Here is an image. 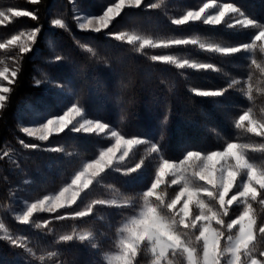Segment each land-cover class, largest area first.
Returning a JSON list of instances; mask_svg holds the SVG:
<instances>
[{"label":"trees","instance_id":"16d2710c","mask_svg":"<svg viewBox=\"0 0 264 264\" xmlns=\"http://www.w3.org/2000/svg\"><path fill=\"white\" fill-rule=\"evenodd\" d=\"M113 2L40 0L33 5L29 0H0V10L8 7L34 10L38 16L37 21L13 17L11 22L0 25V43L19 31L41 27L33 51L21 58L16 82L11 85L5 107L0 109V223L14 238L26 237L32 252L0 240V264H105L106 254L115 249L120 224L140 207L142 192L150 186L161 159L178 162L187 151H219L229 142L264 145V137L235 127L239 115L249 108L257 119H264V84L261 83L264 72L252 63L255 60L264 68V52H260L259 47L232 56L209 53L193 45L146 48L141 53L105 32L77 29V11L86 15L102 14ZM206 2L144 0L139 9L126 8L105 31L135 32L157 40L199 38L204 43L223 47L251 42L258 29H228L223 24L213 27L201 22L172 24L173 19ZM217 2L234 3L249 18L264 24V0ZM151 4L158 7H148ZM57 18L65 20L66 29L52 26L51 21ZM81 45L93 48L96 55L86 52ZM15 54V50H0V60L16 68L11 59ZM152 55H176L197 63H211L218 70L176 69L152 61ZM56 56H61L62 60L57 61ZM249 77L253 83L252 100L245 91ZM233 80L239 83L229 87ZM193 88H227L228 91L222 97L204 98L194 95ZM72 103L84 107L89 118L108 122L126 137L139 136L148 140V144L134 149L121 167H133L141 159L145 165L131 175L109 170L100 183H94L83 202L78 201L77 205L54 213H38L32 223L22 225L15 219L22 202L56 192L82 163L94 159L103 147L111 144L110 137L104 135L66 131L51 136L48 141H39L21 131L25 124L34 120L60 115ZM20 140L39 144L41 149L60 147L63 151L25 149ZM152 143L160 146L159 153L150 152ZM4 151L9 153L8 157L3 156ZM247 157L258 166H264V152L249 150ZM177 189L176 185L167 186V196L174 195ZM125 197L130 198V203L123 207L98 205L89 217L55 219L84 207L93 199L122 201ZM253 206L258 222L264 220V209L257 204ZM240 211L239 205H233L225 219L234 218ZM46 221H51L47 228L36 227ZM73 232L76 237L72 241L60 240L61 236ZM84 232H91L92 236L80 241L78 236ZM3 235L0 231V236ZM93 244L97 247L93 248ZM51 252L55 255L49 257ZM151 260L143 250L135 264H149Z\"/></svg>","mask_w":264,"mask_h":264},{"label":"snow or ice","instance_id":"6c2138e0","mask_svg":"<svg viewBox=\"0 0 264 264\" xmlns=\"http://www.w3.org/2000/svg\"><path fill=\"white\" fill-rule=\"evenodd\" d=\"M143 2L144 0H114L106 6L102 14L86 16L77 14L75 20L81 30L105 32L116 41L132 45L141 53L146 48L167 49L172 46L188 45L198 46L206 52L224 56H232L242 51L252 52L257 47L260 52H264V24L249 18L236 4L218 3L217 0H207L198 9L189 10L179 18L173 19L172 24L180 26L190 22H201L213 27L223 24L228 29H258L250 43L223 47L219 44L204 43L199 38L157 40L135 32L105 31L126 8L139 9ZM29 3L36 5L40 0H29ZM148 7L156 8L158 5L151 4ZM13 17L38 20L34 10L8 7L0 10V25L5 21L11 22ZM51 24L56 28H67L64 19H53ZM40 33L41 27L19 31L10 39L0 43V50H15L16 54L11 59L17 65L16 68H10L0 60V81L8 85L0 83V109L5 107L8 94L12 91L11 85L16 82L21 58L33 51V45L36 44ZM81 46L86 52L96 55L93 48ZM150 59L181 70H218L211 63H197L194 60L181 59L176 55H152ZM56 60L61 61L62 57L56 56ZM252 63L264 72V68H261L255 60ZM248 79L249 83L245 91L248 99L252 100V77ZM36 83L40 82L36 81ZM238 83V80H233L229 87ZM261 83L264 84V81ZM192 91L198 97L217 98L224 96L228 89L193 88ZM235 127L254 136L264 137V119H257L251 108L239 115ZM21 131L39 141H48L51 136L66 131L96 136L110 135L114 141L111 146L103 147L98 156L85 163L83 168L71 178L70 183L57 193L44 195L42 199L27 203L25 209L15 217L22 225L32 223L33 217L38 213H54L60 209L71 208L77 205L78 201L83 202L94 183H100L103 174L109 170L131 175L138 173L145 165V161L141 159L133 167H121L130 157V153L139 146L148 144V140L139 136L126 137L122 132L110 127L108 122L99 118H89L85 108L78 103H72L60 115L51 116L38 126L22 127ZM19 142L25 149L63 151L60 147L41 149L39 144L25 143L23 140ZM149 150L151 153H159L161 148L157 143H152ZM249 150L264 152V145L257 147L252 144L229 142L219 151L213 150L207 153L187 151L178 162L161 159L150 186L142 192L143 209L119 229L118 252L107 258V264H135L143 250L150 253L151 264H173L170 256L184 257L186 264H264V246H262L264 220L258 222V213L253 206L257 204L264 209V166H258L247 157ZM3 156L8 157L9 153L4 151ZM169 185L178 186V191H175L171 197H168L165 191ZM128 203H130L128 197L122 201L93 199L84 207L72 213L56 216L55 219L60 221L68 218L82 219L91 216L98 205L119 208ZM234 204L242 205L243 210L234 218L226 220ZM49 223L51 221H46L43 225L37 224L36 227L47 228ZM0 231L4 232L0 240L32 252V249L28 248L26 237L14 238L3 223H0ZM91 236V232H84L78 236V239L86 241ZM75 237L76 234L73 232L71 235L61 236L60 240L67 242ZM92 247L96 248L97 245L93 244ZM48 255L51 257L55 253L51 252Z\"/></svg>","mask_w":264,"mask_h":264},{"label":"rangeland","instance_id":"374dc122","mask_svg":"<svg viewBox=\"0 0 264 264\" xmlns=\"http://www.w3.org/2000/svg\"><path fill=\"white\" fill-rule=\"evenodd\" d=\"M77 14H79V15H81V16H86V14L77 11V12L75 13V17H76ZM5 22H7V21H5ZM5 22H4V23H5ZM75 22H76V20H75ZM4 23H3V24H4ZM76 27H77V29H78L79 31H85V30H81V29L79 28L77 22H76ZM9 39H10V38H9ZM0 83L4 84L5 86H8L7 83L4 82V81H0ZM45 121H46V119H38V120H34V121L31 122V123L25 124L24 127L38 126L39 124H42V123H44ZM104 136L110 137V135H104ZM110 139H111V137H110ZM112 143H114V141L111 139V144H112ZM111 144H110L109 146H111ZM97 156H98V155H97ZM90 161H91V160H90ZM90 161H87V162H90ZM87 162H84V163H82V164L79 166V168L74 172V174L70 177V179H69V181H68L67 183H65L64 185H62V186H61L56 192L51 193V194H47V195H52V194L57 193L61 188H63L64 186H66L68 183H70L71 178L76 174V172L80 171V170L83 168V165H84L85 163H87ZM159 163H160V161L157 163L156 168L158 167ZM177 187H178V186H177ZM177 191H178V189H177ZM230 195H231V193H230ZM172 196H173V195H172ZM42 198H43V197H42ZM42 198H40V199H42ZM34 201H35V200H34ZM34 201H30V202H34ZM30 202H22V203L20 204L18 210L16 211L15 216H17L18 214H20V212H22V211L25 209L27 203H30ZM234 205H235V204H234ZM239 206L241 207V211H242V210H243V206H242V205H239ZM142 209H143V200H141V205H140V207L138 208V210H137L134 214H132V215H130L129 217H127V218H126V219L120 224V226H119V228H118V231H117V235H116L115 249H114L113 251L109 252L108 254H106V256H105V264H107V258H108V257H110V256H112V255H114V254H116V253L118 252L117 244H118V240H119V229H120L121 227H123V225H124L125 223H127L130 219H132V217L137 216V215L140 213V211H141ZM1 232H2V231H1ZM198 247H199V246H198ZM145 251H146V250H145ZM146 253L150 255V253H148L147 251H146ZM150 256H151V255H150ZM169 258L173 260V264H186V260H185L184 257H171V256H170ZM151 259H152V258H151ZM149 264H151V261L149 262Z\"/></svg>","mask_w":264,"mask_h":264}]
</instances>
